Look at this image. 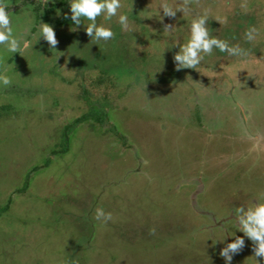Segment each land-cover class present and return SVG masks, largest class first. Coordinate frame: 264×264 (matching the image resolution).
<instances>
[{"label": "rangeland", "instance_id": "1", "mask_svg": "<svg viewBox=\"0 0 264 264\" xmlns=\"http://www.w3.org/2000/svg\"><path fill=\"white\" fill-rule=\"evenodd\" d=\"M3 2L31 46L0 45L12 81L0 84V264H226L235 236L245 247L231 264H256L235 210L264 203V0H200L174 18L161 0H121L97 18L115 33L99 44L89 21L73 31L69 0ZM205 10L211 34L249 55L213 49L177 71ZM97 208L112 220L94 219Z\"/></svg>", "mask_w": 264, "mask_h": 264}, {"label": "clouds", "instance_id": "2", "mask_svg": "<svg viewBox=\"0 0 264 264\" xmlns=\"http://www.w3.org/2000/svg\"><path fill=\"white\" fill-rule=\"evenodd\" d=\"M43 3L47 5L49 0H43ZM193 3L198 5L200 0H180L177 6L170 5L167 0H161L159 7L163 10L164 17L174 18L177 12L189 14ZM69 4L70 19L76 26L73 31L82 24L81 21L83 19L90 22L85 27V30L86 34L91 38V42H94L93 44L106 43L114 38L115 33L111 28L98 26L96 21L100 16H103L105 20H111L117 16L118 10L122 7L121 0H69ZM241 8H247V0H244ZM7 9V5L3 0H0V45H5L9 52L22 53L31 44L29 41H24L21 44L20 41L13 37L11 18ZM65 18L68 17L66 16ZM208 20V10L192 19L190 37L186 43L179 45V51L174 55L175 69L177 71L182 69L197 70L204 57L212 55L213 49H218L231 57L243 58L249 55V51L242 48L239 44L230 45L228 41L213 36L207 26ZM118 23L121 25L122 31L129 29L127 15H119ZM172 29V25L164 26L165 32H171ZM257 35L258 30L255 27H249L245 30L244 39L247 42H252ZM40 37H43L52 49H55L59 43L54 28L47 23H41ZM11 83L12 81L8 76L0 74V84L9 86ZM235 211L239 226L238 230L252 242L253 257H255L256 264H259V261L264 259V203H254L248 207L241 205ZM112 218V214L110 212L106 213L102 208L95 210L94 219L98 221L102 220L107 223ZM154 233L155 229H150V234ZM244 247L245 239L241 236H235L233 242L226 244L219 255L225 260L226 264H231L233 256L241 252Z\"/></svg>", "mask_w": 264, "mask_h": 264}]
</instances>
